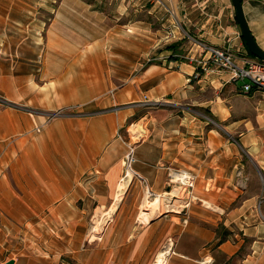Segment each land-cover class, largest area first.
I'll use <instances>...</instances> for the list:
<instances>
[{
    "label": "crops",
    "instance_id": "1",
    "mask_svg": "<svg viewBox=\"0 0 264 264\" xmlns=\"http://www.w3.org/2000/svg\"><path fill=\"white\" fill-rule=\"evenodd\" d=\"M113 2L112 19L97 3ZM241 2L264 51V0ZM205 46L248 54L232 0H0V95L32 90L2 65L42 79V116L0 104V230L42 224L61 264H152L168 239L166 264H264V91L226 71L194 78ZM173 169L195 175L197 200L153 215Z\"/></svg>",
    "mask_w": 264,
    "mask_h": 264
},
{
    "label": "rangeland",
    "instance_id": "2",
    "mask_svg": "<svg viewBox=\"0 0 264 264\" xmlns=\"http://www.w3.org/2000/svg\"><path fill=\"white\" fill-rule=\"evenodd\" d=\"M113 4L111 5H105L103 6V3H97V5L104 8L109 15H112L111 18L115 17L116 15L113 14ZM115 20V19H114ZM113 20V21H114ZM112 22V21H111ZM16 58L6 55V62L15 61ZM17 68V70H15ZM35 71V77L34 80H31V82H28L25 77V68L22 64L20 66H17V64H6L2 65V75H15L18 76V80H15L14 82L17 83V86L24 89L29 88L28 84H31L32 90L30 91L28 96L21 95L19 97H16L15 99L18 102H10L5 97L0 95V104L6 105L8 104H15L17 107L24 108V110H27L28 112L35 115H41L42 116V92H40V89L38 85H42V79L39 75L40 73V66L36 65L31 67ZM17 73V74H14ZM40 76V77H39ZM22 92V90H20ZM39 121L33 122V126L31 129V133L34 135H39L42 133V117L38 118ZM45 123V122H44ZM43 123V124H44ZM132 131L139 132V127H132ZM127 175V174H126ZM129 175L127 177V180H129ZM124 179L122 180V182ZM121 182V183H122ZM175 192V191H174ZM159 198V203L155 202L156 199ZM168 200V203H165ZM171 197H166L164 199L160 197H156L152 200H146V205L151 207L153 215L159 213L163 209H167L166 204L168 205H174L176 208L175 210H179V205L181 203H178V201H173L171 203ZM179 206V207H178ZM113 208V207H112ZM110 209L109 212L105 213V216H102V211L97 210L95 217L92 220L94 221V230H100L103 228L105 229L106 218L110 220L111 213L113 209ZM158 209L156 212H154ZM155 209V210H154ZM168 210V209H167ZM171 210V209H170ZM146 214V213H144ZM98 215V216H97ZM105 223V224H104ZM88 228L91 230V224L88 226ZM2 230V229H1ZM0 230V264H4L5 262L9 260H13L14 264H61L70 262V259L67 257H59V258H53L52 256H45L44 252H47V248L52 247V242H50V238L48 236V233L45 232L44 228L41 225H18L14 230L11 231H1ZM89 230V231H90ZM87 238L84 241V245L88 244L90 241H87ZM94 238V236H93Z\"/></svg>",
    "mask_w": 264,
    "mask_h": 264
},
{
    "label": "built area",
    "instance_id": "3",
    "mask_svg": "<svg viewBox=\"0 0 264 264\" xmlns=\"http://www.w3.org/2000/svg\"><path fill=\"white\" fill-rule=\"evenodd\" d=\"M150 1L157 3L160 0ZM204 50L208 56L207 58L195 60L196 70L193 74L194 78L199 77L202 72L206 71H226L229 74V80L231 82L241 83L240 88L243 93L247 94L251 90L264 91V61L248 54L242 56L239 60H236L234 55L228 49L217 48L214 46H205ZM141 133L142 132H134L133 136L141 137ZM135 160L134 146L133 144H129L127 153L124 157L126 174L131 169ZM195 178L194 174L182 169H173L168 172L167 185L172 200L171 203H173L175 199L178 203H181L178 208L179 210L186 208L192 201L197 200V196L194 193ZM105 221L108 222L109 219L106 218ZM94 225L95 223L92 220L91 230L89 231L87 241L99 239L103 234V228L100 230H94ZM172 245V241L168 239L160 252L156 254L152 264L158 262H156V260L159 254H162V258L157 264H166L167 257L172 252Z\"/></svg>",
    "mask_w": 264,
    "mask_h": 264
},
{
    "label": "water",
    "instance_id": "4",
    "mask_svg": "<svg viewBox=\"0 0 264 264\" xmlns=\"http://www.w3.org/2000/svg\"><path fill=\"white\" fill-rule=\"evenodd\" d=\"M235 12H236V17H237V22L239 24L240 30H241V35L242 38L244 39L245 45L248 49V51L256 58L264 61V51L258 47L256 44L252 34L249 31V28L247 26L243 10H242V2L241 0H232ZM4 264H13V260H9L5 262Z\"/></svg>",
    "mask_w": 264,
    "mask_h": 264
},
{
    "label": "bare ground",
    "instance_id": "5",
    "mask_svg": "<svg viewBox=\"0 0 264 264\" xmlns=\"http://www.w3.org/2000/svg\"><path fill=\"white\" fill-rule=\"evenodd\" d=\"M128 175H129V177L131 176V174H130V172L128 171L127 172V175H126V177L124 178V181L120 184V187H119V192H118V195H117V201L119 200V198L121 197V194H122V192H123V190H124V187L126 186V183L128 182V180H127V177H128ZM165 201H166V199H165ZM156 203L158 202L159 203V198L158 199H156V201H155ZM165 203H168V200L165 202ZM166 207H167V209L168 210H175V206L172 204V205H168V204H166ZM179 207V206H178ZM149 208H151L150 206H149ZM155 210V209H154ZM150 212V211H149ZM162 256V254H159V256H158V258H157V260H156V262L158 261V262H160V260H161V257ZM157 262V263H158ZM156 263V264H157Z\"/></svg>",
    "mask_w": 264,
    "mask_h": 264
},
{
    "label": "trees",
    "instance_id": "6",
    "mask_svg": "<svg viewBox=\"0 0 264 264\" xmlns=\"http://www.w3.org/2000/svg\"><path fill=\"white\" fill-rule=\"evenodd\" d=\"M246 48H247V47H246ZM247 52H248V55L254 57V56L248 51V49H247Z\"/></svg>",
    "mask_w": 264,
    "mask_h": 264
}]
</instances>
